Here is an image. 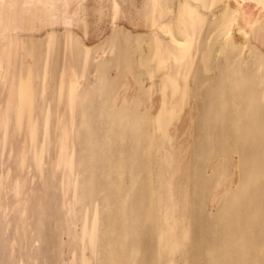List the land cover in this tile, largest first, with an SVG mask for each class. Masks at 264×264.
Returning <instances> with one entry per match:
<instances>
[{
  "label": "bare ground",
  "instance_id": "bare-ground-1",
  "mask_svg": "<svg viewBox=\"0 0 264 264\" xmlns=\"http://www.w3.org/2000/svg\"><path fill=\"white\" fill-rule=\"evenodd\" d=\"M96 2L97 18L106 16L114 31L94 50L98 44L86 45L75 31L92 23L86 0H0V240L8 264L39 263L41 254L31 251L43 235L49 166L72 245L63 264H145L147 232L153 263L171 264L189 229L173 234V206L163 205L160 189L172 198V181L187 176L201 118L212 174L198 212L211 204L217 214L200 264H264V0H140L136 25L149 33L146 43L116 30L129 2ZM96 101L100 124L121 148L103 196L99 122L85 108ZM130 131L136 145L127 153ZM82 134L84 181L76 150Z\"/></svg>",
  "mask_w": 264,
  "mask_h": 264
},
{
  "label": "rangeland",
  "instance_id": "rangeland-1",
  "mask_svg": "<svg viewBox=\"0 0 264 264\" xmlns=\"http://www.w3.org/2000/svg\"><path fill=\"white\" fill-rule=\"evenodd\" d=\"M96 1H99V0H95V1L86 0V2H87L86 6H89V7H87L86 18L88 17V14L90 15L88 17L89 22L86 19V21H87L86 23L89 24L90 21H92V23L90 24L91 26L88 25V28L91 29V31L88 30V28H87V32H85L83 26H82V28H81V26L75 27V29H76L75 31L78 32V35L80 34V36L82 37L81 40L84 43L86 42V45L89 44L88 46H91V44H92L94 46V45L98 44L97 46H94V47L91 46L94 50L96 49V47L100 46L99 43L101 44V42L104 41L105 38L110 37L113 34L112 32L114 31V28H113L111 21L109 19H108L109 21L106 20L107 19L106 16H104L105 19L103 17L102 18L103 20H101L104 23H101L99 21V19L97 18L99 15L97 16L96 10L94 8H92L93 5L95 8H97L98 4L96 6V3H97ZM91 2L95 3V4H92ZM126 2H129L131 4V6L133 5V7H131L129 3H128L127 8L124 7L126 9V10L124 9L125 12L127 11L126 12L127 15L125 12H124V16L122 14L121 20L118 21V25L116 26V30H118V31L120 30V32H121V29H122L121 27H123L122 32L125 33V35L128 32H130V34H127V35H129V36L131 35L132 41L133 40L135 41L136 40L135 37L137 36V39L142 38L145 40V43H146V41H148V38H149V36H147V35H149V33L145 32L146 28H144L143 25H141V27H143V29L140 28V21H139V24L136 25V22L138 21L137 19L140 18L138 15L139 12L137 13V10L138 9L140 10V8H141V2H140V0H138V1L137 0H126ZM132 2H134L135 5L132 4ZM126 5H127V3L124 4V6H126ZM90 7H91V9H90ZM92 9L95 12L92 11ZM88 11H89V13H88ZM129 11L130 12L132 11L131 13H129V15L132 14L131 16L137 17V18H131L130 20L127 19V17H130L128 15ZM92 12H94L95 14L94 13L92 14ZM133 12H134V14H133ZM123 17H125V18H123ZM91 18H92V20H90ZM96 19H98V21ZM93 20H95V22ZM99 22H100V24H98ZM105 23H108L110 26L111 25L112 26L110 27V26H108V24H105ZM104 24L107 25V27ZM93 25H95V27L98 28L97 29V30H99L98 33H96L97 32L95 30L96 28ZM137 26H139V27H137ZM102 27H104V28L102 29ZM108 27L110 28V31H109ZM61 28H63V27L57 26V28H56L57 34L59 33V30H60V33L64 32V28L63 29H61ZM111 28H113V29H111ZM119 28H121V29H119ZM78 29H80V31H82V32H79ZM100 29H101V31L103 30L102 31L103 34L100 31ZM124 29H126L125 30L126 32L124 31ZM89 31H90V33H89ZM106 32H109V34ZM144 32L146 33L145 35L142 34ZM60 33L58 36L61 38V36H63L64 34L61 35ZM82 33L84 34V36H82L83 35ZM131 33L133 35H136V36L132 37L133 35ZM44 34L45 33L42 32L40 34V38H45ZM96 34H98V37H96ZM99 34H100V36H99ZM141 34H142V36H141ZM101 35L104 38L101 37ZM85 36H87L86 39L85 38L83 39V37H85ZM237 37H240V35L238 34V31H237ZM97 38L100 39V42L97 40ZM132 38H134V39H132ZM95 42H96V44H94ZM97 42H99V43H97ZM246 52H245L246 56H244V57H247V54L249 53V49H246ZM216 59H217V57L214 58V60H216ZM60 61H61V55H60ZM115 72H116L115 70H113L111 72V78L112 79L114 77L115 78L117 77V76H114L116 74ZM94 79H95L94 75L91 74L90 80L94 81ZM144 87H145V89L148 88L147 82L144 83ZM194 102H195V100H192L190 103V106H192L191 108L196 109V107H197L196 103L197 102H195V103ZM99 107H100V103L98 101L95 102V104L93 105V107L91 109H89V108H87V106H85L88 113L94 112V114L96 115L97 120L99 122L97 127H96V139L97 140H95V148H96L97 154H96V158H95V165H96V176L98 178V183H99L100 187L103 188V191H102V196H103L109 191V185H110V182L112 181V175L110 173L111 166L114 163L115 158L119 157L121 148H120V143H113L112 142V140L110 139V137L108 135V132H107V129L105 128V126L100 124V121H99L100 120L99 119L100 108ZM201 116L199 118H201ZM196 122L202 123V118L199 121L196 120ZM197 123H196V125L198 127L195 125V128L193 129V135H191L192 134L191 133L190 134L191 137L189 136L191 139L193 138L192 140L194 142H196V144H195V150L196 151L194 152V155L192 157L193 161L191 160L190 169H188L187 176L184 179H181V180L174 179L175 182H174V180L172 181V193H173L172 198L169 197L168 193L163 194V189L162 188L160 189V193H162L161 199L163 201V205L167 206L169 203H171V205L173 206V218L171 220L173 227H175L173 230V234L177 235V234H180L185 229H189V240H188L186 246L182 250H180V252H178L176 254V256L174 257V260H173V262H171V264H200L204 261L205 255H206L207 251L209 250L210 244H211V236H212L211 222L217 214V208L211 204L206 205V207L203 209V212H202L203 214L198 212V202H199V199L201 196L199 194V192L201 193V191H202V183L205 182L206 180L210 179L212 172L206 167V165H207V161L205 159L206 158V155H205L206 147H205V142L203 141V137H202L203 131H202V127L199 126V125H201V123L200 124L198 123L199 125ZM98 127H99V129H98ZM198 130L200 131L201 136H200V133L197 132ZM194 132H196V133H194ZM132 133L130 131V133L128 134V136L126 138L130 141L131 140H133V141L130 142V141H127V139H125V141H124L123 148L127 153H129L134 148V146L136 145V143H135L136 140H135L134 136H132L133 135ZM105 134L108 136H106ZM107 138L110 140H108ZM99 143H101V144H99ZM86 148H87V146H86L85 138L82 134L80 139L76 143L77 156H78V160L80 161V166H79L80 181L87 180V178L89 177V173L85 171V169H84L85 165L82 163L83 162L82 161L83 155L86 152ZM48 170H49V172H48ZM48 170L46 172L47 178H45V180H46L45 185H46V187H49L50 190L48 189L45 193V209H44L45 211H43V214H42V216H43L42 219H44V220H42L43 221V225H42L43 226V235L41 237L40 242L35 247H33V250L31 252H36V253L38 252L41 254L38 264H61V263L63 264L64 262H66V263L69 262V258H70L69 255L71 254V249H72L71 246L72 245H71V242L69 241L67 234H66L68 227L65 224V218H64L63 211H62L60 192L57 189H54L50 186L51 185L50 182L52 180V178L50 177L51 176V166L48 167ZM165 174L164 175L166 177H164V181L169 182L170 181V176H169L170 174H168V173H165ZM126 177H125V181H124V186L128 187L129 186L128 184H130V179H129L128 175ZM183 186H184V188H183ZM32 187H33V189H35V187L33 185H32ZM137 187H138V189L141 188L140 182L138 183ZM187 189H189V190L187 191ZM186 192H187V194H185ZM183 194H184V196H183ZM49 200H51V201H49ZM185 201H186V203H185ZM109 214H110V209H107L104 212L103 216L107 217V215H109ZM61 237H63L64 239H62ZM143 237L145 240H143L144 243H143V247H142L140 260L142 259L141 261H143L145 264H154L153 260H152L153 252L155 250V244L153 241L154 240L153 236L147 232L146 234L143 235ZM2 239L4 240L3 237H2ZM2 239L0 240V248H1L0 249V264H1V260L3 261L2 264H8L9 259L7 257V254H4V252H5L4 251V247H5L4 242L5 241H2ZM64 242H65V245H64ZM144 244H145L146 248H145ZM151 245H152V247H151ZM62 251H63V253H62ZM146 253H148V254H146ZM3 256H4V258H2ZM62 257H63V259H62ZM142 257H144V258H142ZM166 263H167L166 258H162L160 264H166Z\"/></svg>",
  "mask_w": 264,
  "mask_h": 264
}]
</instances>
